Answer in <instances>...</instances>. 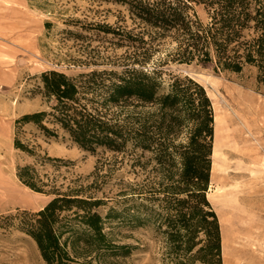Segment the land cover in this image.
<instances>
[{
    "label": "trees",
    "instance_id": "trees-1",
    "mask_svg": "<svg viewBox=\"0 0 264 264\" xmlns=\"http://www.w3.org/2000/svg\"><path fill=\"white\" fill-rule=\"evenodd\" d=\"M107 1L125 7L135 23L154 31L159 42L169 38L173 47L159 58V71L132 65L122 72L93 70L75 77L57 70L42 73L39 91L49 109L16 121L15 147L34 159L19 166L17 176L51 199L36 212L2 217L0 224L30 236L48 264H103L107 253H129L127 246L114 244L107 231L114 220L133 227L154 224L166 238L173 264H223L221 225L207 196L215 138L213 104L192 77L171 74L166 83L161 66L169 61L197 63L232 73L254 67L264 87V0ZM198 7L206 10L207 22L199 17ZM101 27L119 42L147 45L156 38L150 35L148 41L144 32L134 37L122 28ZM29 125L47 139L62 131L86 151H112L114 163H122L120 155H130L140 165L150 154L148 163L155 164L157 176L138 188L125 186L109 199L97 195L106 183L99 174L89 183L81 178L61 183L39 167L69 162L42 155L36 141L25 142L21 135ZM134 200L137 205L128 206ZM109 201L122 207H110L103 215L100 210Z\"/></svg>",
    "mask_w": 264,
    "mask_h": 264
},
{
    "label": "rangeland",
    "instance_id": "rangeland-1",
    "mask_svg": "<svg viewBox=\"0 0 264 264\" xmlns=\"http://www.w3.org/2000/svg\"><path fill=\"white\" fill-rule=\"evenodd\" d=\"M197 11L202 21L209 20L203 7ZM101 26L122 28L134 37L144 32L148 41L150 35L156 38L147 45L119 42ZM172 47L169 38L159 42L154 31L135 23L125 7L112 1L0 0V220L18 211L36 212L51 199L31 190L17 176L18 167L33 164L34 159L15 147L16 121L49 109L39 91L42 73L57 70L75 77L93 70L122 72L132 65L159 71V58ZM161 68L166 83L171 74L201 83L221 123L217 135L215 130L214 147L217 143L219 152L207 196L221 225L223 264H264V87L258 84L257 70L247 67L232 73L213 65L172 61ZM238 94L245 97L246 106L238 103ZM251 100L261 114L248 110ZM24 130L22 139L40 144L42 155L69 162L41 166L42 174L56 175L61 183L78 178L89 183L99 174L106 182L97 194L100 197L112 198L125 186L138 188L157 176L155 164L148 163L150 154L142 157L140 165L130 155H120L122 163H114V152L86 151L62 131L59 137L47 139L31 125ZM113 206L115 202L109 201L100 211L105 215ZM107 231L113 243L127 246L129 253L123 254L126 249L107 253L103 264H173L166 238L154 224L133 227L114 220ZM0 264L48 263L30 236L0 224Z\"/></svg>",
    "mask_w": 264,
    "mask_h": 264
},
{
    "label": "bare ground",
    "instance_id": "bare-ground-1",
    "mask_svg": "<svg viewBox=\"0 0 264 264\" xmlns=\"http://www.w3.org/2000/svg\"><path fill=\"white\" fill-rule=\"evenodd\" d=\"M238 100H239V104H243V105H245L246 106V99H245V97L244 96H242L241 94H238ZM236 104V103H235ZM249 105V106H248ZM247 105V107H248V110L250 111V112H253V113H255V114H261L260 113V107H259V105H257L253 100H251V103L250 104H248ZM240 109V108H239ZM254 115V114H253ZM256 117V116H255ZM260 118V117H259ZM239 119V118H238ZM258 119V118H257ZM259 121V120H258ZM215 123H216V128H215V130H216V135H217V133H218V131H219V128H220V125H221V123H220V120L218 119V117L217 116H215ZM258 124V123H257ZM260 124V123H259ZM249 128V127H248ZM223 129V128H222ZM218 152H219V149H218V144L217 143H215V147H214V152H213V168H212V174H213V172H214V167H215V162H216V160H218ZM222 158V157H221Z\"/></svg>",
    "mask_w": 264,
    "mask_h": 264
}]
</instances>
